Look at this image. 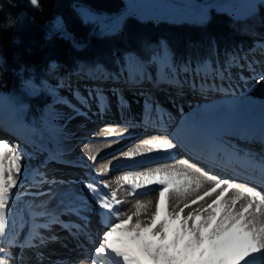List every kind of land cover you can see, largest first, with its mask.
Returning <instances> with one entry per match:
<instances>
[{"label":"bare ground","instance_id":"bare-ground-1","mask_svg":"<svg viewBox=\"0 0 264 264\" xmlns=\"http://www.w3.org/2000/svg\"><path fill=\"white\" fill-rule=\"evenodd\" d=\"M262 52L264 48L257 45L245 52L243 60L231 61L227 68H220L214 75L210 74L214 70L210 62L203 68L204 72L196 73L203 77L163 73L156 66L159 61L156 58L150 66L140 58L146 68L142 70L133 64L122 72L123 76L121 72L93 71L97 67H90L92 71L88 72L101 75L90 76L88 80L86 74L89 73L81 70V74L68 75L59 84L50 109L52 122L43 125L40 133L33 129L35 124L39 125L38 121L32 124L28 113L22 117L25 125L18 121L11 125L0 117V138L18 137L19 146L9 147L22 148L26 154L22 174L17 179L18 187L14 190L19 195L10 201L6 237H0L5 255L11 252L15 257L6 264H16V260L21 259L23 264H40V261L45 264L57 254H92L105 228L101 216L96 214L99 209L95 208V201L85 188L90 181H99L102 194L109 191L103 185L111 184V191H116L122 202L118 207L124 214L134 212L138 201L145 204L151 201L140 216L147 221L158 193L134 195L121 179L130 170L146 172L164 168L165 163L176 169L191 167L199 169L196 175L206 173L236 180L235 187L226 194L228 198L242 193L243 186L255 187L264 195V103L256 106L242 103L238 109L233 108L238 99L234 94L243 91L246 84L243 80L256 75L251 73L249 65L258 62L264 65ZM235 65L239 67L234 69ZM257 67L261 66L252 68ZM67 74L69 72L65 76ZM223 79L228 81L222 82ZM189 90L193 92L191 99L198 100V106L186 99L185 92ZM210 97L217 99L207 100ZM209 111L211 113H207ZM215 128L217 130H212ZM169 140L177 146L157 149V145L163 146ZM205 140L210 143H202ZM149 144L152 152L147 151ZM137 147L140 153L136 156L121 155ZM11 154L6 153V156ZM91 156H95V160ZM184 160L188 161L187 165L180 162ZM80 200L87 207L79 214L69 211L70 205ZM246 200L247 197L239 200L236 207ZM206 202L211 200L206 198ZM204 203L186 209L185 215ZM42 210L50 215H33ZM53 215L58 222H50ZM37 225L47 226L39 228ZM40 238L45 241L42 245L38 242ZM34 257L37 259L32 262ZM94 258L98 263L112 264L111 258ZM77 264H91V261L83 257Z\"/></svg>","mask_w":264,"mask_h":264},{"label":"snow or ice","instance_id":"snow-or-ice-1","mask_svg":"<svg viewBox=\"0 0 264 264\" xmlns=\"http://www.w3.org/2000/svg\"><path fill=\"white\" fill-rule=\"evenodd\" d=\"M37 3L38 0H31L32 5ZM176 146L169 140L163 146L157 145V149ZM147 151H153L151 144ZM6 153L12 154L6 156ZM139 153L137 147L121 155L131 158ZM25 155L22 148L14 150L9 142L0 140V237H6L10 223V201L19 195L14 190L18 187ZM90 158L95 160V156ZM180 162L188 164L187 160ZM197 171L191 167L176 169L165 163L164 168L146 172L130 170L121 177L134 195L158 193L154 211L147 221L140 216L151 201L148 204L138 201L134 212L124 214L118 207L122 202L117 192L111 191V184L103 185L109 191L102 194L99 181L87 182L85 188L95 201V208L99 209L96 214L101 216L105 228L93 249L91 264H98L95 256L111 258L112 264H264V195L255 187L243 186L242 193L228 198L226 194L235 187L234 181L206 173L196 175ZM42 181L47 182L43 178ZM245 197L246 202L237 208V202ZM206 198L211 202L207 203ZM201 202H205L202 207L185 215L186 209ZM85 207L80 200L70 205L69 211L79 214ZM33 215L49 216L50 213L42 210ZM50 222L58 221L53 215ZM38 242L42 245L45 241L40 238ZM14 259L11 252L5 255V247L0 246V264ZM17 264H23V260Z\"/></svg>","mask_w":264,"mask_h":264},{"label":"trees","instance_id":"trees-1","mask_svg":"<svg viewBox=\"0 0 264 264\" xmlns=\"http://www.w3.org/2000/svg\"><path fill=\"white\" fill-rule=\"evenodd\" d=\"M76 1L106 12L124 4V0H38L37 5L31 0H0V94L27 103L29 118L46 112L52 87L63 73L100 62L116 65L125 49L145 59L167 49L173 61L198 65L208 57H220L223 63L224 54L248 50L257 39L264 40V6L244 20L215 11L200 22L143 20L129 14L116 31L105 32L79 16ZM21 69L25 74L33 71L40 86L37 93L23 89ZM249 93L264 97V76Z\"/></svg>","mask_w":264,"mask_h":264},{"label":"rangeland","instance_id":"rangeland-1","mask_svg":"<svg viewBox=\"0 0 264 264\" xmlns=\"http://www.w3.org/2000/svg\"><path fill=\"white\" fill-rule=\"evenodd\" d=\"M191 7H195V3L192 0H124V4L122 6V8L120 10L117 11H112V12H106V11H98L95 10L89 6H76V9L78 11L79 16L84 20V21H91L93 22V28L96 27H100L103 29V31L105 32H113L116 31L119 26L121 25V22L123 21V19L131 14L132 16H136L139 19H143V20H161V19H166L169 21H180V20H189V21H195V22H200L203 21L205 19H207L209 13L204 14L202 13L203 8H200V10L197 11H191ZM92 28V30H93ZM161 44L165 46V48L167 47L165 44L164 39L161 40ZM257 45H261L262 48H264V40H260L257 39L254 43V45L252 46L253 49L255 46ZM248 49V50H250ZM248 50H244V51H234V52H230L227 54L223 55V59H224V64L222 65V62L220 61V57L212 59L211 57L206 58L205 60L202 61V64H198V65H194L192 62H185V60L180 59V61H173V59H171V55L170 52L166 49V50H157V51H153L150 54V57L148 59H145V57H140L139 54H137L135 51H133L132 49H125L124 50V54L122 55V59L120 60V62H117L116 65H102L103 63L100 62V64L92 66V67H97L96 69H92L94 70H100L102 69L103 71L110 73V72H125L127 71V69H130L131 67H133V64L137 65V68H142V70H144L146 68V66L142 64V62L139 60L140 58L142 60L145 61L146 64H148V66L151 65L152 60H154L153 58H156V60L158 61L156 66L159 68V70L163 73H174V74H179V75H183V74H187V75H192V76H202V75H198L196 74L197 72H204L205 70H203V68L205 67V65H208V63H213L214 64V70H212V72L210 74L214 75L215 73H219L220 68L223 69L224 67H228L229 63L231 61H240L243 60V56L245 54V52H247ZM264 53V52H262ZM160 56V57H159ZM259 63V62H258ZM258 63H254L252 65H249V69L251 70L252 74H256L251 78H248L245 81V85L243 88V91H241L239 94H234V98H238L237 101L234 103V109H238L239 107H241L242 103L245 104H252L253 106H256L255 104H261L264 103V97H258V96H254L252 94L249 93V88L251 87V85L260 77L264 76V65H258ZM54 64V63H53ZM212 64V65H213ZM221 65V66H220ZM105 66V67H104ZM243 66V65H241ZM253 66H261V67H257L256 69H253ZM234 69L236 67H239V65H235L233 66ZM88 69V70H86ZM112 69H118V70H112ZM248 69V68H247ZM75 70V72H74ZM81 70H85V72L88 71H92L90 70V67L88 68H80L78 69H73L70 70L72 73L69 72V74H67L65 76L66 73H63L60 77H58L57 80V85L52 87V93H53V100L56 99V90H58L60 88V83H63L66 79V77L68 75H78L81 74ZM111 70V71H110ZM203 70V71H202ZM233 70V69H232ZM254 70V71H253ZM21 81L23 82V89L31 94H35L40 90V86L38 84V81L35 77V74L33 73V71L31 69L27 70V74H25V70L21 69ZM223 72H226V69L223 70ZM89 75L87 76L88 80H91L90 76H99L101 75L100 72L98 73H91L88 72ZM234 77L237 76V73H232ZM123 76V73H122ZM119 77V76H117ZM203 77V76H202ZM224 81H228V79H223L222 82ZM220 82V83H222ZM239 81H236V83H238ZM241 82V81H240ZM221 85V84H219ZM225 85V84H224ZM67 87V86H66ZM192 89V87L190 88ZM198 92V90L196 89H192ZM128 91H125V93ZM146 95H150V93L145 92ZM186 99H191L193 92L186 91ZM188 95V97H187ZM195 96V95H194ZM158 97V96H157ZM222 97V96H221ZM185 98V95H184ZM219 98V97H218ZM199 99V98H198ZM217 99L216 97H210L207 98V100H215ZM52 100V102H53ZM17 101L7 97L6 95H1L0 94V117L3 119L4 121H9L11 123V125H13L14 123H23L25 125V120H23L22 117H25L27 114V103H16ZM52 102L50 104V107L48 110H46V112L43 115H38V118L40 119H33V117L30 119V122L32 124H34L33 121H38V124L40 125H34L33 129L34 131H36V133H40L41 129L43 128L42 126L46 125L49 122H52L50 120H52L53 118L51 117V107H52ZM191 103L193 106H198V100L197 99H191ZM51 109V110H50ZM13 113H17V116H15V114ZM207 113H211L210 111ZM215 114V113H214ZM40 116V117H39ZM14 118H18V120H14ZM177 123L178 120L176 121ZM245 123H247L245 121ZM190 125V123H188ZM22 125V124H21ZM187 125V126H189ZM27 127V126H25ZM172 130V128H171ZM212 130H217L212 129ZM245 130V129H244ZM225 132V131H222ZM125 191H126V197L127 194H129L128 191V187H124ZM127 189V190H126ZM130 197V196H129ZM131 200H134L132 197L130 198ZM154 203H153V208L152 210L154 211ZM8 249V248H7ZM15 264V263H14Z\"/></svg>","mask_w":264,"mask_h":264},{"label":"water","instance_id":"water-1","mask_svg":"<svg viewBox=\"0 0 264 264\" xmlns=\"http://www.w3.org/2000/svg\"><path fill=\"white\" fill-rule=\"evenodd\" d=\"M75 4L76 6H87L86 3L80 1H76ZM210 4H213V10L217 13H225L232 19L244 20L259 12L260 7L264 6V0H195L197 7H191V11L204 7L202 13L207 14L209 13L207 6Z\"/></svg>","mask_w":264,"mask_h":264},{"label":"flooded vegetation","instance_id":"flooded-vegetation-1","mask_svg":"<svg viewBox=\"0 0 264 264\" xmlns=\"http://www.w3.org/2000/svg\"><path fill=\"white\" fill-rule=\"evenodd\" d=\"M193 2L195 3V0H193ZM195 7H197L196 5H195ZM205 8L203 7V10H204ZM207 9L209 10V13H211L212 11H214L213 10V4H210L209 6H207ZM197 10H200V8H196V9H194V11H197ZM202 10V11H203Z\"/></svg>","mask_w":264,"mask_h":264}]
</instances>
